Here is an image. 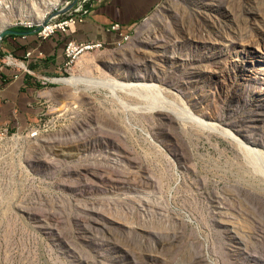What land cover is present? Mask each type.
Wrapping results in <instances>:
<instances>
[{
  "label": "rangeland",
  "instance_id": "1",
  "mask_svg": "<svg viewBox=\"0 0 264 264\" xmlns=\"http://www.w3.org/2000/svg\"><path fill=\"white\" fill-rule=\"evenodd\" d=\"M71 1L0 0V31ZM128 32L34 80L30 120L0 127V264H264V0H160ZM71 75L156 87L123 108L51 79ZM160 98L220 129L145 108Z\"/></svg>",
  "mask_w": 264,
  "mask_h": 264
},
{
  "label": "crops",
  "instance_id": "2",
  "mask_svg": "<svg viewBox=\"0 0 264 264\" xmlns=\"http://www.w3.org/2000/svg\"><path fill=\"white\" fill-rule=\"evenodd\" d=\"M159 2L89 0V11L83 21L72 27V31L59 30L46 38L40 37L36 31L25 36L4 35L0 40V81L3 83L0 91V127L19 128L30 120L33 112L30 90L34 80L61 70L67 39L74 38L77 42L102 40L108 47L113 46L119 34L108 29L111 24L120 23L128 31ZM27 52H31L28 57Z\"/></svg>",
  "mask_w": 264,
  "mask_h": 264
},
{
  "label": "bare ground",
  "instance_id": "3",
  "mask_svg": "<svg viewBox=\"0 0 264 264\" xmlns=\"http://www.w3.org/2000/svg\"><path fill=\"white\" fill-rule=\"evenodd\" d=\"M54 6V5H52ZM42 19H41V23H42ZM40 25H43V24H40ZM4 30V29H3ZM1 32V31H0ZM131 35L129 33V39H130ZM261 38H263V36H260L259 40L261 41ZM258 45H260L259 41H257ZM124 42H120L118 44H116L115 46H121ZM259 47V46H258ZM257 52L253 51V49L250 47L249 48V51L244 55V60L248 57H252L254 56V54H256ZM9 60V59H8ZM10 61V60H9ZM17 62V61H16ZM22 64V63H21ZM245 74L244 71H241V73L239 74L240 76L239 77H243L242 75ZM53 81H56V82H61V83H64V84H68V85H71L73 88H76L80 85H84L88 88H92V87H104V88H107L109 89L108 91L112 94V95H115L120 99V101L122 102V106L123 104H125L126 102L119 97V95L121 96L122 93H125V94H131L129 91L132 90V88L134 86H137V85H144V86H149V87H156V85L153 83V82H146V81H143V82H137V84L133 83L131 80L128 81V80H119L117 78H103V77H95V76H80V75H71V76H68V77H52L51 78ZM122 89L125 91V92H122L121 94L119 92L122 91ZM103 90V89H102ZM140 92V91H139ZM109 93V94H110ZM119 93V95L117 94ZM235 93V92H234ZM134 94V93H133ZM115 96V97H116ZM158 96V95H157ZM154 99V98H153ZM162 98L160 99H155V100H152L151 102H149L147 104V106L145 108L147 109H155V111L157 112H164V113H168V114H171L173 115L174 117L178 118L179 120H182V121H185V120H191L193 122H196L199 124L200 127H202L203 130L205 129H209L210 132H216L215 130H219L220 127L218 125H215L214 123L212 124L211 123V120L212 118L209 116L208 112L206 111H200V112H194L192 111L191 109H189L188 107H180L177 103H175L174 101L170 100V101H166V100H161ZM165 99V98H164ZM123 100V101H122ZM121 104V103H120ZM128 104V103H127ZM166 104H168L169 106H167ZM132 104H130L129 106H131ZM126 106V105H125ZM140 106V105H139ZM143 106V105H142ZM124 108V106H123ZM137 108V106H136ZM129 109V107H128ZM126 110V109H125ZM196 114V115H195ZM186 122V121H185ZM235 134H237L236 132H234ZM220 134H225L226 136H230V134H232L231 131L229 130H225V131H220ZM32 136H35L37 134H31ZM224 135V136H225ZM233 136V135H232ZM236 136V135H235ZM234 136V137H235ZM243 139V138H242ZM239 139L237 138V141ZM236 141V139H235ZM241 142H244V140H240ZM240 142V144H241ZM245 145V143H243V146ZM246 146V145H245ZM244 146V148H245ZM239 147L241 148V146L239 145ZM256 148V147H255ZM253 148V149H255ZM245 149H249V150H252L254 152L253 149H251V147H247ZM257 149V148H256ZM260 149V148H259ZM249 150H246L249 151ZM251 151V152H252ZM257 151V150H255ZM253 152L251 153V156L253 155ZM260 153V152H259ZM262 153V163L264 164V153ZM260 155V154H259ZM249 157H250V153H249ZM254 157V156H252ZM258 158H261L258 157ZM253 160V158H251ZM255 160V158H254ZM258 162L259 159H257ZM256 161V160H255ZM253 162V161H251ZM255 163V162H254ZM257 163V162H256ZM261 163V162H260ZM257 165V164H256ZM261 167V166H260ZM261 169V168H260ZM262 171L264 172V167L262 168ZM260 170V172H262ZM264 174V173H263Z\"/></svg>",
  "mask_w": 264,
  "mask_h": 264
},
{
  "label": "built area",
  "instance_id": "4",
  "mask_svg": "<svg viewBox=\"0 0 264 264\" xmlns=\"http://www.w3.org/2000/svg\"><path fill=\"white\" fill-rule=\"evenodd\" d=\"M87 1L89 0H79L73 8L67 11L63 15L55 16L50 19L46 24L42 25L37 34L46 38L51 36L56 31L69 32L72 31V27L76 25L77 22L83 21L87 12L89 11L87 7ZM37 27V26H36ZM35 29V28H33ZM33 29H24V30H33ZM109 30H114L119 34V38L115 41L114 46L120 42L129 41V32L124 30L123 26L120 23H113L108 27ZM25 36L24 34H22ZM105 42L102 40H90L87 42H77L74 38H69L64 48V63L62 65V70H67V68L74 63L78 55L85 50L92 49H101L107 48ZM1 52V50H0ZM31 52H27L26 56L28 57ZM3 83L0 81V91ZM0 134H8L7 128L0 129ZM17 134V133H16ZM31 134H37V132H32Z\"/></svg>",
  "mask_w": 264,
  "mask_h": 264
},
{
  "label": "water",
  "instance_id": "5",
  "mask_svg": "<svg viewBox=\"0 0 264 264\" xmlns=\"http://www.w3.org/2000/svg\"><path fill=\"white\" fill-rule=\"evenodd\" d=\"M76 2H77V0H72L66 6L62 7L61 9L52 12L51 15L49 16V18L47 20H45L44 24H46L50 19H52L55 16H59V15L65 14L67 11H69L71 8L74 7V5L76 4ZM41 26L42 25H38L37 28H35L33 30H17V29H12V28H6V29H4V30H2L0 32V40L6 34H26V33H29L31 31H37V30H39L41 28Z\"/></svg>",
  "mask_w": 264,
  "mask_h": 264
},
{
  "label": "trees",
  "instance_id": "6",
  "mask_svg": "<svg viewBox=\"0 0 264 264\" xmlns=\"http://www.w3.org/2000/svg\"><path fill=\"white\" fill-rule=\"evenodd\" d=\"M88 5V4H87ZM68 40V39H67ZM67 40H66V42H67Z\"/></svg>",
  "mask_w": 264,
  "mask_h": 264
}]
</instances>
